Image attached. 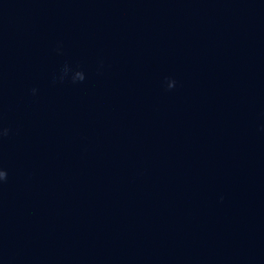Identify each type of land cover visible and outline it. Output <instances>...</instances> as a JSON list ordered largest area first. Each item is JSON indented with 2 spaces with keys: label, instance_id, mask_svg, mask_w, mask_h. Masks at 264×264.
Segmentation results:
<instances>
[{
  "label": "water",
  "instance_id": "95a60500",
  "mask_svg": "<svg viewBox=\"0 0 264 264\" xmlns=\"http://www.w3.org/2000/svg\"><path fill=\"white\" fill-rule=\"evenodd\" d=\"M5 129L0 264H264V0H0Z\"/></svg>",
  "mask_w": 264,
  "mask_h": 264
},
{
  "label": "clouds",
  "instance_id": "9594fccd",
  "mask_svg": "<svg viewBox=\"0 0 264 264\" xmlns=\"http://www.w3.org/2000/svg\"><path fill=\"white\" fill-rule=\"evenodd\" d=\"M33 93H35L34 89H33ZM6 131H7L6 129L3 130V132H0V135L6 134ZM6 175H7L6 172L3 169H0V182H3L5 180Z\"/></svg>",
  "mask_w": 264,
  "mask_h": 264
}]
</instances>
